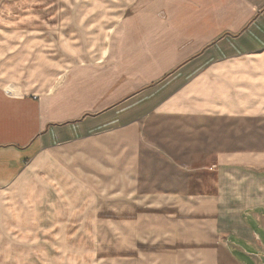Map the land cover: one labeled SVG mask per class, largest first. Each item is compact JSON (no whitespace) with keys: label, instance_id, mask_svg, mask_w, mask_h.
Masks as SVG:
<instances>
[{"label":"crops","instance_id":"1","mask_svg":"<svg viewBox=\"0 0 264 264\" xmlns=\"http://www.w3.org/2000/svg\"><path fill=\"white\" fill-rule=\"evenodd\" d=\"M91 4L0 17V264H264V0Z\"/></svg>","mask_w":264,"mask_h":264},{"label":"rangeland","instance_id":"2","mask_svg":"<svg viewBox=\"0 0 264 264\" xmlns=\"http://www.w3.org/2000/svg\"><path fill=\"white\" fill-rule=\"evenodd\" d=\"M92 0H0V17L4 18L2 21H6L5 18H9V20L19 21L22 22L23 20H29L34 19L36 21H41L42 19L47 18H53V14L50 15L49 13H54L55 7H61L63 12V21L65 22H72L75 20L79 21L81 19H84L86 17V9L89 6H92L91 4ZM99 0H94V2ZM101 1V0H100ZM111 0H107V2H110ZM99 3H96L97 5ZM48 10V12H46ZM51 10V11H50ZM173 123L167 122V121H157L154 123L148 124V131L150 133L151 131H161V133L170 132L172 135V130L174 129L172 127ZM175 125V124H174ZM207 130L208 135L211 134L210 138H214V133H218V131L225 130L227 133H229L230 128H232V125H225L218 124L219 129L215 127L217 124L215 123H207ZM210 132V133H209ZM167 134H163L161 136H165ZM156 136V135H155ZM209 141V138H208ZM209 145H213V139L208 142ZM209 152V148H208ZM208 161H211L210 159H207ZM209 165V164H208ZM163 170H167L166 168H160ZM211 188L210 180H208V189ZM210 190H208L209 192ZM245 251L248 253H255V250L252 248L245 249ZM244 263L246 264H253L251 259L249 257H243Z\"/></svg>","mask_w":264,"mask_h":264},{"label":"built area","instance_id":"3","mask_svg":"<svg viewBox=\"0 0 264 264\" xmlns=\"http://www.w3.org/2000/svg\"><path fill=\"white\" fill-rule=\"evenodd\" d=\"M6 93H7V95H11V96L14 95V94H13L14 92H12L10 89H8V90L6 91Z\"/></svg>","mask_w":264,"mask_h":264}]
</instances>
